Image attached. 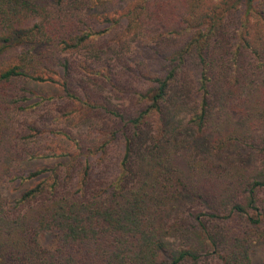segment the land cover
I'll list each match as a JSON object with an SVG mask.
<instances>
[{"label": "trees", "instance_id": "obj_1", "mask_svg": "<svg viewBox=\"0 0 264 264\" xmlns=\"http://www.w3.org/2000/svg\"><path fill=\"white\" fill-rule=\"evenodd\" d=\"M0 29V55L17 52L0 183L20 186L0 194V264H253L264 0H0ZM29 82L61 95L26 127Z\"/></svg>", "mask_w": 264, "mask_h": 264}, {"label": "rangeland", "instance_id": "obj_2", "mask_svg": "<svg viewBox=\"0 0 264 264\" xmlns=\"http://www.w3.org/2000/svg\"><path fill=\"white\" fill-rule=\"evenodd\" d=\"M0 36H1V29H0ZM16 53L17 52H15V50H7L3 54L0 55V72L3 71L4 69H7V68L13 66L17 62ZM52 78H54L55 80H58L57 77H52ZM28 84H29V87L36 94H38V97H41V103H39L38 98H37V100H36L37 102L35 104L36 106L33 107L34 109H29V110H27L28 112L18 113V116L20 118L17 121L20 122L19 124L24 123V125H26V127L28 126V123H30V120L35 119V118H40L44 114V109H42L43 108L42 106L47 104L45 102V100H49L51 98L57 99L61 95V91H60L57 84L50 85L48 87H46V85H44V83L29 82ZM4 85H8V84H3L0 82V90ZM112 97H113L112 102H114L115 104H117L119 100H122V98H116L115 96H112ZM33 101H35V99L32 100V102ZM38 104H40V105L38 106ZM48 104H53V102L49 101ZM128 105H130V104H128ZM52 107H53V105H52ZM30 111L34 112V114L29 115L28 113ZM19 124H18V126H19ZM31 124H32V126H34L33 120H32ZM27 132L28 131L26 129L20 135V144H22V149H26V146L30 143V141L34 140L31 137H29V138L27 137ZM21 150H19V151H21ZM110 151L112 153V158H114L117 154H119L120 148L117 147L116 145H113V142H112V147H111ZM35 165H36V161H25L22 159H18L17 161H15L13 163V168L17 171L22 172L25 168L32 167ZM16 183L18 184V187H17V184H14V183H7V182L0 183V194L8 200H12V199L16 198L18 196V193L20 192L19 183L18 182H16ZM50 238H51L50 236L47 237L46 240L44 241V243L50 244ZM252 258H253V264H263L264 263V244L262 242H259V244H257L254 247Z\"/></svg>", "mask_w": 264, "mask_h": 264}]
</instances>
